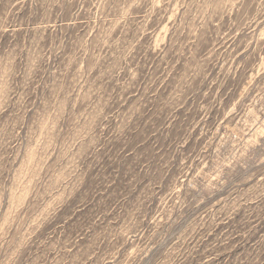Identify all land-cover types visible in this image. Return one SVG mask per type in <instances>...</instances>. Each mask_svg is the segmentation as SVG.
I'll return each mask as SVG.
<instances>
[{"label":"rangeland","instance_id":"1","mask_svg":"<svg viewBox=\"0 0 264 264\" xmlns=\"http://www.w3.org/2000/svg\"><path fill=\"white\" fill-rule=\"evenodd\" d=\"M0 264H264V0H0Z\"/></svg>","mask_w":264,"mask_h":264}]
</instances>
